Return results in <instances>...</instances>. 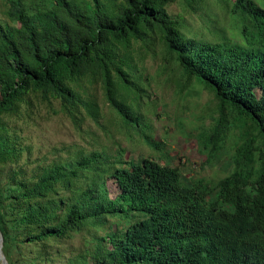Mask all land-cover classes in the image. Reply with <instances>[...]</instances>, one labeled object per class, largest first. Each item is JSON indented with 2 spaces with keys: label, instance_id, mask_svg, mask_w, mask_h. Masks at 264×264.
Here are the masks:
<instances>
[{
  "label": "trees",
  "instance_id": "1",
  "mask_svg": "<svg viewBox=\"0 0 264 264\" xmlns=\"http://www.w3.org/2000/svg\"><path fill=\"white\" fill-rule=\"evenodd\" d=\"M180 1L3 0L0 231L8 264L22 262L26 246L90 226L104 234L91 259L75 264H264V0H220L239 33L219 41L187 29L170 11ZM183 1L196 11L204 0ZM156 47L180 71L183 90L195 82L214 96L217 116L196 138L208 165L234 139L226 177L188 178L168 153L162 162L126 159L124 148L34 157L12 120L36 102L53 111L57 102L76 123L85 112L100 124L91 92L98 85L121 130L161 150L148 134L136 61Z\"/></svg>",
  "mask_w": 264,
  "mask_h": 264
},
{
  "label": "rangeland",
  "instance_id": "2",
  "mask_svg": "<svg viewBox=\"0 0 264 264\" xmlns=\"http://www.w3.org/2000/svg\"><path fill=\"white\" fill-rule=\"evenodd\" d=\"M3 0H0L2 6ZM2 10L4 7L2 6ZM176 16L184 18L187 29L206 40L219 41L223 36L236 38L238 27L233 16L220 0H204L196 11L182 0L170 7ZM1 15V14H0ZM222 34L215 36L212 31ZM239 36V35H238ZM137 76L148 95L143 100L142 112L150 125V138L160 143L161 150L148 146L136 133L121 130L119 116L107 103L101 85L91 90L100 109V124L84 112L81 122L76 123L70 116L57 112L56 102L53 111L49 106L36 102L12 123L22 131L26 144L31 145L34 157L45 162L68 159L78 152L105 151L116 155L121 148L126 149V159L153 158L161 161L168 153L170 160L188 178H204L217 182L231 171L230 157L234 139L226 145L224 154L214 163L200 151L196 135L211 126L217 116V102L214 96L197 83L182 89L180 71L167 61L156 47L152 53L145 49L136 57ZM137 77V78H138ZM260 95V91H257ZM112 197L118 194L116 184L109 180ZM104 234L102 228L87 227L74 233L70 238L51 241L43 246H26L27 257L19 264H75L84 257L88 260L96 249L97 237ZM0 264H8L4 254Z\"/></svg>",
  "mask_w": 264,
  "mask_h": 264
},
{
  "label": "water",
  "instance_id": "3",
  "mask_svg": "<svg viewBox=\"0 0 264 264\" xmlns=\"http://www.w3.org/2000/svg\"><path fill=\"white\" fill-rule=\"evenodd\" d=\"M0 256H4V252H3V235L1 233V231H0Z\"/></svg>",
  "mask_w": 264,
  "mask_h": 264
}]
</instances>
